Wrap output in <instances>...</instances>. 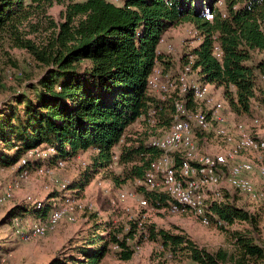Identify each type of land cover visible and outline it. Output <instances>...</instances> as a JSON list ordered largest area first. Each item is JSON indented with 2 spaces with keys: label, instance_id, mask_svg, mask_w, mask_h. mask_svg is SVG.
<instances>
[{
  "label": "trees",
  "instance_id": "trees-1",
  "mask_svg": "<svg viewBox=\"0 0 264 264\" xmlns=\"http://www.w3.org/2000/svg\"><path fill=\"white\" fill-rule=\"evenodd\" d=\"M56 4L63 6L59 21L48 15ZM184 24L193 27L200 42L180 65L192 56L198 79L222 88L233 113L252 118L254 101L264 104V90L257 96L258 83L264 82V0H122L120 6L108 0H0V64L15 66L11 51L21 50L42 72L28 86L30 95L20 94L0 110V166L18 164L27 150L38 146L56 150L44 162L47 167L89 155L66 189L50 194L40 210L17 205L8 217L45 218L52 207L49 200L66 193L80 197L98 175L117 188L143 180L160 155L148 140L169 129L175 97L158 100L148 91L147 78L157 64L172 70L170 57L157 54L158 42ZM215 44L221 60L213 54ZM150 111H155L152 116ZM135 191L142 192L151 210L169 205L166 193L142 186ZM207 216L220 229L234 222L255 225L253 216L227 204H212ZM144 231L168 257L185 254L191 264L264 260V248L245 235L235 236L238 254L208 252L184 234L143 226L139 217L126 229L95 223L72 242L73 248L47 264H101L109 253L129 261L131 242L142 239Z\"/></svg>",
  "mask_w": 264,
  "mask_h": 264
},
{
  "label": "built area",
  "instance_id": "built-area-1",
  "mask_svg": "<svg viewBox=\"0 0 264 264\" xmlns=\"http://www.w3.org/2000/svg\"><path fill=\"white\" fill-rule=\"evenodd\" d=\"M173 52V44L165 36L161 37L157 54L171 55ZM213 54L221 60L218 44L214 45ZM192 61V56H188L187 64L176 62L174 73L157 64L147 78L148 91L158 100L175 95L174 115L167 131L149 138L148 145L159 150L160 155L151 163L143 180L135 184L146 191H163L170 198L168 213L188 214L206 226L210 224L208 207L220 204L224 191H234L251 202L264 200V137L250 132L242 122L231 126L223 99L216 98L208 84L198 79L191 69ZM254 110L252 125L264 124V104L256 105ZM154 112L150 111L149 116ZM213 139H217L218 145L215 152L199 148V142L209 145ZM55 154V148L49 146L27 150L18 163V168L26 167L18 171L12 186L0 194V205L14 198L15 190L30 180L32 172L46 180L43 187L49 194L66 189L70 181L56 177L66 163L59 160L53 167L44 163ZM250 154H256L257 160ZM128 197L135 195L120 193L118 201ZM26 200L36 210L44 203L30 196ZM49 201L52 202L49 214L45 218L32 219L28 232L20 233L25 241L47 236L62 222L75 223L79 212L94 211L92 203L69 193ZM138 203L142 208L148 207L142 197L138 198Z\"/></svg>",
  "mask_w": 264,
  "mask_h": 264
},
{
  "label": "rangeland",
  "instance_id": "rangeland-1",
  "mask_svg": "<svg viewBox=\"0 0 264 264\" xmlns=\"http://www.w3.org/2000/svg\"><path fill=\"white\" fill-rule=\"evenodd\" d=\"M108 1L118 6L122 4V0ZM62 10L63 6L56 4L49 10L48 15L59 21ZM193 33V27L189 24L180 25L168 31L166 39L174 46L173 54L167 55L170 60L179 64L185 62L186 57L184 54L199 43L197 36ZM11 55L14 58L15 66L0 64V110H3L7 105H11V103L13 104V99L18 95H30L28 86L34 84L42 74L26 52L13 50ZM170 71L174 73L175 68ZM258 84L257 96L260 97L262 96L261 91L264 90V82L261 80ZM208 89L216 98L223 99L226 111L231 113L234 123H237L235 122L237 116L241 117L240 122L246 125L250 123V117L232 112L229 101L224 98L222 88H215L208 84ZM262 103V100H255L253 106ZM228 116L230 117V115ZM260 127L264 130V124ZM215 140L217 139H213L209 145L199 142L198 146L201 150L215 152L218 147ZM1 149L3 148L0 146V151ZM3 153L9 156L13 154L12 151L8 153L4 151ZM88 156V154H85L77 157L72 163H67L61 171L56 173L57 179L74 180L79 170L87 163ZM250 156L257 160L256 154H250ZM17 169L18 164L0 166V194L12 186L18 175ZM43 182H46L44 178L37 177L32 172L30 180L15 190L14 198L5 202L4 205H0V264H47L58 253L68 252L70 248H73L72 242L86 234L95 223H109L126 229L130 221L139 217H141L143 226L154 225L156 229L184 234L197 247L208 252L223 249L231 255L238 254L235 238L237 234L251 238L254 244L264 248V200L251 202L234 191H224L223 200L220 204H227L244 210L254 217L255 225L234 222L232 225H223L224 229H220L214 222L206 226L202 225L188 214L175 215L168 213L167 210L155 211L149 207L142 208L138 203V198L141 197L142 192L137 193L135 191L137 185L127 183L117 188L101 175H98L78 195L80 196L78 198H83L92 203L94 211L79 212L75 223L62 222L47 236L25 241L20 233L28 232L32 218H29L28 215L8 217L7 214L17 205L31 207V204L29 205L26 200L27 196L32 197L34 200L47 201L50 194L44 189ZM120 193H134L135 197H128L125 201L120 202L118 201ZM141 228L138 234L141 233ZM144 232L142 239L136 237L135 241L131 242L134 249L131 260L123 262L118 260L113 253H109L103 258L101 264H191V260L185 254H178L175 258L168 257L158 243L147 239V232ZM258 264H264V260L259 261Z\"/></svg>",
  "mask_w": 264,
  "mask_h": 264
},
{
  "label": "crops",
  "instance_id": "crops-1",
  "mask_svg": "<svg viewBox=\"0 0 264 264\" xmlns=\"http://www.w3.org/2000/svg\"><path fill=\"white\" fill-rule=\"evenodd\" d=\"M166 35L168 36V32L164 36L166 37ZM196 45H198V44H196ZM170 61H171V65H170L169 68L170 69L176 68L177 63H175L173 60H170ZM227 114L230 115L229 118H230L231 126L234 125L235 123H234V119L231 116V113L230 112H227ZM240 119H241V117L240 116H237V118L235 119L236 120L235 122H240ZM246 127L250 130V132L255 133V134H258L261 137H264V130L260 129L261 128L260 126H253L252 123H251V120H250V123L248 125H246Z\"/></svg>",
  "mask_w": 264,
  "mask_h": 264
}]
</instances>
